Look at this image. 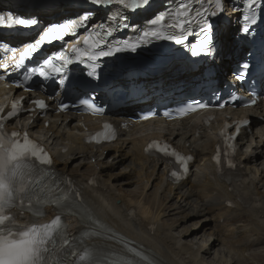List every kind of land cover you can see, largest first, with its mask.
I'll use <instances>...</instances> for the list:
<instances>
[{"label":"bare ground","instance_id":"6f19581e","mask_svg":"<svg viewBox=\"0 0 264 264\" xmlns=\"http://www.w3.org/2000/svg\"><path fill=\"white\" fill-rule=\"evenodd\" d=\"M7 3L0 0V9ZM70 9L59 5L52 13H44L37 7L32 13L48 20ZM98 13L100 19L102 13ZM236 28L232 22L219 29L224 58L233 55ZM215 60L222 70L232 64ZM178 67L181 69L182 63L172 65L173 70ZM5 90L0 84V94ZM241 114L256 116L253 124L257 129L240 137L238 174L227 181L218 177L211 163L215 131L205 130L201 122H148L121 130L115 143L98 148L83 141L85 126H95L90 119L55 115L49 128L45 127L47 119L36 125L44 129L58 171L74 180L99 226L106 230L102 236L87 239L88 245L130 254L127 245L150 256L155 264H264V113L244 109ZM112 118L119 123L118 117ZM155 136H165L197 157L182 182L169 181L167 162L144 152L146 142ZM133 183L138 185L129 188ZM54 215L50 208L43 220ZM68 223L73 234L86 229L77 216L71 215Z\"/></svg>","mask_w":264,"mask_h":264},{"label":"snow or ice","instance_id":"6c2138e0","mask_svg":"<svg viewBox=\"0 0 264 264\" xmlns=\"http://www.w3.org/2000/svg\"><path fill=\"white\" fill-rule=\"evenodd\" d=\"M102 2L103 0H93V3L96 4H101ZM118 2L123 5L125 0H118ZM132 2L135 7H139L140 5H147L149 0H132ZM253 3L254 0H248L249 5ZM179 7L182 12L187 9V5L185 4H181ZM211 15H216V13L213 12ZM165 19V13H160L152 18L149 23L154 26L160 25ZM245 19L249 20L251 24L256 23L254 17L245 16ZM16 22L20 25L35 23V21L25 19H19ZM205 25L206 27H203L202 31L205 32L206 39L210 41L211 36L208 34V29L211 27V24L207 19H205ZM68 27V25L53 26L44 33L43 39L55 40L62 38L59 36V33L64 32ZM176 27L182 28V24H177ZM244 31L248 32L249 29L245 27ZM143 35L145 37H158L160 33L156 31H145ZM163 38L175 39L173 36ZM87 44L88 42L86 41ZM90 47L88 46L84 50L77 48L73 49V51L88 58H94V56L106 57L122 51L124 48L135 50L136 45L126 44L124 48L114 47L107 51H99L98 53H92ZM55 59L58 58H48L44 61V64L52 72L59 74L61 73V67L63 65L61 64L58 67L53 62ZM243 67L247 68L248 65H244ZM39 74L41 76L47 75L43 69H41ZM36 103L42 109L46 107L44 101H37ZM252 103H255V101H252ZM81 104L94 112L102 111L90 99L82 100ZM203 107H206V105L193 102L178 109V114L186 115ZM12 109L13 111L9 113L10 117L16 114L17 105L12 104ZM144 118L147 119L149 117L145 116ZM105 128V132L93 138L96 142H100L101 138L104 140L115 138V133L111 129V126L106 125ZM150 148H157L164 155L176 157L183 167V172L186 173L188 171L186 162L192 159L191 157L180 156L174 150H170L167 145L161 147L154 143L150 145ZM216 159L219 162V156ZM51 165V157L41 146L32 141L26 133L22 137L18 133L6 134L2 126H0V264H48V257L56 247L58 240L63 245L71 248V244L66 238L65 225L61 220V216L58 215L48 224L32 225L25 228L15 225L14 218L6 214V210L10 207L18 206L21 211L25 209L34 210V218H38L44 215L43 208L46 205L53 204L61 213L73 212L74 210L79 211L85 223H98L83 204L77 203L75 197H78L79 194H72L70 180L56 182L58 178H55L51 172ZM171 175L176 177L178 174L174 171ZM65 183L69 185L68 189L60 186ZM100 226L104 227L103 225ZM62 234L64 235L62 236ZM125 247L129 253H132L138 258V261H108L92 258L88 254L79 256V260L81 264H155V261L142 251L127 245ZM69 254L75 255L74 252Z\"/></svg>","mask_w":264,"mask_h":264},{"label":"rangeland","instance_id":"374dc122","mask_svg":"<svg viewBox=\"0 0 264 264\" xmlns=\"http://www.w3.org/2000/svg\"><path fill=\"white\" fill-rule=\"evenodd\" d=\"M116 171H119V169H117ZM138 185V183H133V185H131L129 188H135ZM260 248L258 247L257 250H259Z\"/></svg>","mask_w":264,"mask_h":264}]
</instances>
